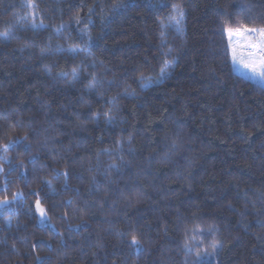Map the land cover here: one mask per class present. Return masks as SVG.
Returning a JSON list of instances; mask_svg holds the SVG:
<instances>
[{"label":"trees","instance_id":"obj_1","mask_svg":"<svg viewBox=\"0 0 264 264\" xmlns=\"http://www.w3.org/2000/svg\"><path fill=\"white\" fill-rule=\"evenodd\" d=\"M253 28L264 0H0V264H264Z\"/></svg>","mask_w":264,"mask_h":264},{"label":"snow or ice","instance_id":"obj_2","mask_svg":"<svg viewBox=\"0 0 264 264\" xmlns=\"http://www.w3.org/2000/svg\"><path fill=\"white\" fill-rule=\"evenodd\" d=\"M182 15V13H181ZM79 22V21H77ZM176 24H179V20L175 21ZM35 26V25H33ZM5 38H7L8 33H0ZM233 35L237 36H245L247 35L249 38L244 45H234L232 43L231 37ZM229 44L232 48V60L233 63H240L245 68L249 69L251 74L254 77H258L262 81H264V28L261 29H245L243 32L237 31L233 32L229 30ZM168 62L165 61V66H167ZM164 68L161 69V73L163 74ZM147 86V85H144ZM9 145H5V150ZM7 203V201H4ZM38 210L41 215H44V210L39 207V203H37ZM133 244H136L137 241L133 238ZM215 247V245H213ZM200 253H197V258H200Z\"/></svg>","mask_w":264,"mask_h":264},{"label":"rangeland","instance_id":"obj_3","mask_svg":"<svg viewBox=\"0 0 264 264\" xmlns=\"http://www.w3.org/2000/svg\"><path fill=\"white\" fill-rule=\"evenodd\" d=\"M180 21V20H179ZM176 23V22H175Z\"/></svg>","mask_w":264,"mask_h":264}]
</instances>
